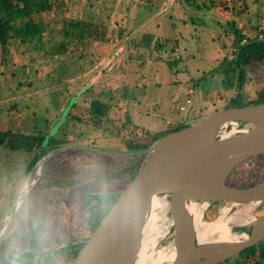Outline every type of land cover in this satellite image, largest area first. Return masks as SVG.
<instances>
[{
	"label": "rangeland",
	"instance_id": "obj_1",
	"mask_svg": "<svg viewBox=\"0 0 264 264\" xmlns=\"http://www.w3.org/2000/svg\"><path fill=\"white\" fill-rule=\"evenodd\" d=\"M42 2L41 7L31 3L30 17L38 34L11 36L7 49L0 47V227L40 150L47 154L63 144L108 150H125L133 142L149 144V133L158 135L165 120L182 119L177 104L190 88L195 91L192 107L200 102L197 115L202 118L233 105L237 96L241 103L254 102L264 89V59L242 66L243 81L238 86L240 68L233 51L241 46L236 41L239 35L246 43L264 42V0ZM67 19L79 21L84 30L80 39L65 36ZM66 38L70 42L63 49L60 43ZM92 99L105 106L97 125L88 121ZM74 102L70 110L82 122L72 114L64 117ZM44 136L57 139L56 145L40 146L39 138ZM253 158L237 164L229 178L247 169L248 163L258 164L241 181L259 175L263 169L259 161L264 162ZM140 159L87 148L53 151L44 161L38 183L7 225L0 264H67L72 257L63 263L58 249L83 235L89 211L79 214L76 201V211L69 212L65 221L60 188L54 181H87L84 192L114 193ZM258 212H264V203L249 209L252 215ZM207 217L213 221V212ZM171 239L170 232L159 247ZM253 248L259 253L243 257L246 264L259 262L264 239ZM253 248L220 264H242V255Z\"/></svg>",
	"mask_w": 264,
	"mask_h": 264
},
{
	"label": "water",
	"instance_id": "obj_2",
	"mask_svg": "<svg viewBox=\"0 0 264 264\" xmlns=\"http://www.w3.org/2000/svg\"><path fill=\"white\" fill-rule=\"evenodd\" d=\"M232 128L234 132L229 133ZM70 147L87 148L61 146L44 154L39 162H44L53 151ZM107 152L139 155L141 159L127 172L67 264H135L153 196L164 195L169 199L172 224L169 233L175 253L167 264H217L264 239L262 213L247 223L245 230L236 232V239L199 241L184 204L222 202L231 211L242 205H251V209L264 203V179L242 188L226 183L237 164L264 155V101L222 107L203 118L185 117L167 124L145 148ZM23 198L19 193L13 209L6 215L0 227V230L4 227V236L14 208ZM4 236L0 237V244Z\"/></svg>",
	"mask_w": 264,
	"mask_h": 264
},
{
	"label": "flooded vegetation",
	"instance_id": "obj_3",
	"mask_svg": "<svg viewBox=\"0 0 264 264\" xmlns=\"http://www.w3.org/2000/svg\"><path fill=\"white\" fill-rule=\"evenodd\" d=\"M51 136V135H50ZM47 137V136H46ZM48 138V140H50L49 139V137H47ZM51 140H53L52 142H53V145H56V143H57V139H51ZM51 143V142H50ZM49 143V144H50ZM55 143V144H54ZM134 143V142H133ZM133 143H129L128 145H127V149H139V148H134V147H132V144ZM73 145H84V146H87V149H93V150H103V151H105V152H107L108 151V149H101V148H99V147H95V146H89V145H85V144H73ZM45 145H42V147H44ZM49 145H47V147H48ZM61 146H66V145H58L57 147H55L54 149H56V148H58V147H61ZM74 148H77V147H74ZM84 149H86V147H83ZM41 151V150H40ZM39 151V152H40ZM107 153H109V152H107ZM39 154V153H38ZM45 154V151H44V153L40 156V157H38L37 156V158L34 160V162H32V164H31V166H30V169H29V171L31 170V168H33V170H34V168L37 166V164L39 163V159L43 156ZM110 154H112V153H110ZM117 155V154H116ZM261 159V162L263 161L264 162V155H261V156H255L253 159H255V162H257L259 159ZM248 164H250V165H248V167H247V169H245V168H242L241 169V171H237V172H235V174L234 175H232L231 176V178H229L230 177V175H231V172L229 173V175L227 176V178H226V183L229 185V186H231V187H239V188H242V187H250V186H252V185H254V184H256V183H258V182H260L261 180H263L264 179V163H260V161H259V164L261 165V168H263L262 170H261V176H260V174L259 175H257V176H255V177H251V178H249V179H247V181H241V176H244V175H247V173L249 172V171H251V170H253V169H255L256 167H257V164L258 163H248ZM43 165H44V163H43ZM129 165V164H128ZM127 165V166H128ZM42 168H43V166H42ZM236 169V168H235ZM32 170V171H33ZM233 170H234V168H233ZM233 170H231V171H233ZM32 171H31V173H32ZM41 171H42V169H41ZM30 173V174H31ZM29 174V175H30ZM40 174H41V172L39 173V175L36 177V178H34L33 179V181H32V184H31V187L29 188V190H28V192L38 183V181H39V179H40ZM249 174V173H248ZM28 175V176H29ZM27 176V177H28ZM27 177H26V179H27ZM26 179L24 180V181H22V183H21V185H20V188L18 189V195H19V193H21V191H22V188H23V186L25 185V181H26ZM87 182V181H86ZM86 182H84V183H82V182H79V183H76V184H74L72 181H67V180H57V181H54V185L55 186H58L60 189V192H61V201L59 202V203H61L62 204V210H63V214H64V217H65V221H66V219L68 220V217H69V212H72V210H74L75 209V211H76V208H74V203L77 201V203H79V206H80V210H79V214L80 213H82V211H84V210H87V211H89V216L86 218V221H85V227L83 228V229H81V230H83L84 232H83V235H81L82 234V232L80 233V236L79 237H77V238H74L73 239V241L74 242H72L71 241V243H69L67 246H65V247H62V248H60V249H58V253L60 254V256H61V258H62V260L61 261H67L68 259H70V257H72V255L75 253V252H77L78 251V249L81 247V245L83 244V242H84V240L87 238V236H88V234L90 233V231H91V229H92V227H93V225L96 223V221L99 219V215H100V213L102 212L103 213V211H104V207H105V205L107 206V204H108V202L110 201V199L112 198V195H113V193L111 192V191H107V192H84L83 191V189L84 188H82V187H84V186H86L87 185V183ZM242 183H244V184H242ZM80 188H82V189H80ZM27 192V193H28ZM26 193V194H27ZM25 194V195H26ZM17 195V196H18ZM66 195V196H65ZM75 196L76 197H78V199L77 200H75ZM167 197V196H166ZM168 198V197H167ZM22 201V200H21ZM94 202V203H93ZM21 203V202H20ZM20 203H18L17 204V206L20 204ZM168 203H169V199H168ZM198 203H206V206H205V208H204V211H203V219H204V221H207V222H210V220H211V218H209V217H207V213L209 212V211H212L213 212V217H214V220L216 219V217H218L219 216V213H220V211H221V209L223 208V207H225V206H223V207H220L219 205L221 204V202H211V201H199ZM17 206L14 208V211H13V214H14V212L16 211V208H17ZM12 209H13V207H12ZM11 209V210H12ZM78 210H77V212H78ZM74 211V212H75ZM237 213V211H236V209H234V210H231V211H228V214L229 215H234V214H236ZM264 213V212H263ZM8 214V213H7ZM12 214V215H13ZM259 214H262V212L261 213H257L256 215H252V214H250L249 213V211H248V213H244V212H242V213H240L239 214V216L240 217H242L243 218V222H239V223H236V222H231V221H229V222H227V225H228V227H229V232L230 233H233V234H235L236 232H239V231H242V230H245L246 229V227H244L247 223H250L251 221H252V219L255 217V216H258ZM168 216H169V214H168ZM12 217V216H11ZM212 217V218H213ZM70 218V217H69ZM167 220H169L168 219V217H167ZM9 223H10V221H9ZM243 227V228H242ZM242 228V229H241ZM259 243V242H258ZM160 244V243H159ZM159 244H158V248H165V247H169V245L170 244H172V242L170 241L169 243H168V245H166V246H161V247H159ZM256 245V244H255ZM255 245H253L252 246V248L255 246ZM248 249V248H247ZM244 250H246V249H244ZM243 250V251H244ZM255 252L256 253H259V250H257V249H255V248H253V250H251L249 253H247L246 252V254H244V255H242V264H246L244 261H245V259H243V257H247V256H250V255H252V254H255ZM241 253V252H240ZM52 260V259H51ZM257 260H259V259H257ZM64 261H63V263H64ZM62 263V262H61ZM239 263H241V262H239ZM220 264V263H219Z\"/></svg>",
	"mask_w": 264,
	"mask_h": 264
},
{
	"label": "bare ground",
	"instance_id": "obj_4",
	"mask_svg": "<svg viewBox=\"0 0 264 264\" xmlns=\"http://www.w3.org/2000/svg\"><path fill=\"white\" fill-rule=\"evenodd\" d=\"M234 128L229 131L233 133ZM227 135V133L223 134ZM44 162H39L32 173L27 177L25 185L22 188V198L31 187L32 181L41 172ZM34 182V181H33ZM185 209L193 220L195 234L199 241H228L236 239L237 234L229 232L227 222H243L240 213H248L251 205H242L236 207L237 213L229 215V207L225 206L221 209L219 216L215 220L207 222L203 219V211L206 203H194L187 201ZM169 214L168 198L164 195L153 196L149 204L146 215L143 240L140 246V252L135 264H167L174 256V245L169 247L158 248V244L165 239L171 228V221L167 220ZM4 227L0 230V237L4 236Z\"/></svg>",
	"mask_w": 264,
	"mask_h": 264
},
{
	"label": "trees",
	"instance_id": "obj_5",
	"mask_svg": "<svg viewBox=\"0 0 264 264\" xmlns=\"http://www.w3.org/2000/svg\"><path fill=\"white\" fill-rule=\"evenodd\" d=\"M42 1L43 0H0V47L2 50L7 49L8 41L11 36L26 38L28 36L32 37L35 34H38L36 26L32 22V19L30 17L31 13L34 11V8L32 7L31 3L33 4L35 3L36 6L41 7L43 6ZM44 2H47V0H44ZM35 9L37 10L36 7ZM17 19H19L20 24L19 23L17 24L16 22ZM79 24H80L79 21H75V20L73 21L72 19H67L66 23L64 22L63 25L65 36L67 38L72 37L71 39L73 38L80 39L81 35H83L84 30L83 28L79 27L80 26ZM67 38L65 39V41H62L60 43L63 49L65 48L64 45L70 42L67 40ZM241 39L242 37L239 35L236 41L240 42ZM234 54H235L236 67L240 68V73L238 77L239 78L238 86H240L243 81L242 66L255 59H259V60L264 59V42L249 39L247 43L241 45L239 47V50ZM263 101H264V89H261L258 92V98L251 103H259ZM75 103L76 102L69 105V108L66 110L64 117H66L68 114H72V110H70V108L73 107ZM232 103L233 105L243 104L241 103L239 96L233 98ZM104 110H105V106L103 103L97 101L96 99H92L90 109L88 112L89 113L88 121L96 125L100 123V117L103 116L105 113ZM72 117L73 119L79 122L83 121V118L80 117L79 115L74 116L72 114ZM156 136L157 134L149 133L148 140L150 139V141H152L153 139L156 138ZM39 140H40L39 143L40 146L49 145V143L53 141V140H48L46 136L40 137ZM149 144L134 142L132 144V147L141 149V148H145ZM43 153L44 150H41L38 154V157H40ZM75 254L76 252L72 255V257ZM263 261H264V252L262 253V257L261 256L259 257V262L253 261L252 264H262Z\"/></svg>",
	"mask_w": 264,
	"mask_h": 264
},
{
	"label": "built area",
	"instance_id": "obj_6",
	"mask_svg": "<svg viewBox=\"0 0 264 264\" xmlns=\"http://www.w3.org/2000/svg\"><path fill=\"white\" fill-rule=\"evenodd\" d=\"M246 43V39H241V41L239 42L240 45H244ZM233 51H238V48L233 49ZM194 94L195 91L190 88L187 92L185 97L183 98V100L178 103L177 108L180 112L186 114L189 110L192 109L193 106V100H194ZM171 123V122H170ZM169 124V123H168Z\"/></svg>",
	"mask_w": 264,
	"mask_h": 264
},
{
	"label": "crops",
	"instance_id": "obj_7",
	"mask_svg": "<svg viewBox=\"0 0 264 264\" xmlns=\"http://www.w3.org/2000/svg\"><path fill=\"white\" fill-rule=\"evenodd\" d=\"M180 89V88H179ZM182 92H186V89H183V91ZM184 93H183V95H184ZM182 100H183V98H182ZM181 102V100L178 102V103H180ZM195 104V103H194ZM199 104H200V102H197L196 103V106L194 105V109L196 108V110L194 111V113L193 112H189L188 114H184V116L182 117V119H179V121H181V120H183L185 117H187V118H193L194 116H197V113H198V111H199V108H198V106H199ZM178 105V104H177ZM187 115V116H186ZM176 120V119H175ZM172 121H174V120H165V122L160 126V128H158L157 130H159V132L160 131H162L166 126H167V124L168 123H172ZM178 121V120H177Z\"/></svg>",
	"mask_w": 264,
	"mask_h": 264
}]
</instances>
